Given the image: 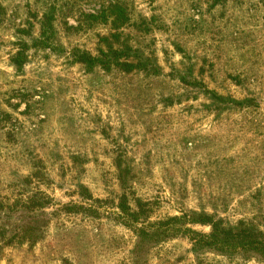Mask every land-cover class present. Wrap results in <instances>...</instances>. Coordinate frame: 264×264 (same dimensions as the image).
<instances>
[{
	"label": "rangeland",
	"instance_id": "obj_1",
	"mask_svg": "<svg viewBox=\"0 0 264 264\" xmlns=\"http://www.w3.org/2000/svg\"><path fill=\"white\" fill-rule=\"evenodd\" d=\"M123 192L264 232V0H0V264H264L141 237Z\"/></svg>",
	"mask_w": 264,
	"mask_h": 264
},
{
	"label": "trees",
	"instance_id": "obj_2",
	"mask_svg": "<svg viewBox=\"0 0 264 264\" xmlns=\"http://www.w3.org/2000/svg\"><path fill=\"white\" fill-rule=\"evenodd\" d=\"M114 10L112 13L116 15V11L119 7L112 6L111 9ZM118 8V9H117ZM113 22L118 21V18H113ZM51 25L48 28H42L41 40L42 45L45 43H50V37L46 35L48 32L52 34ZM114 57H117V52H112ZM74 57L77 62L85 64L88 67H92L95 63H100V61L91 56L90 54L84 52H75ZM13 63L20 68L24 64V60L21 58V53H17ZM127 65V64H123ZM118 169H121V163H118ZM123 170L121 169V175H123ZM125 179L121 177V185L124 187ZM28 202L32 206L37 208H43L44 200H40L38 203L32 201V198H28ZM47 201V200H46ZM135 201V210H132L128 204V198L126 192L122 193L119 203L118 210L119 214L123 216L128 223H138L143 222V228H139V234L141 237H147L148 240L152 242H157L158 240L167 238L168 236L182 235L186 236L197 248L202 249H212L220 253H253L264 258V232L260 230H254L244 225L243 222H239L235 227H225L221 221L215 220L209 215H194L190 216L187 214H182L181 216H169L163 220L150 221L148 216L151 213V208L149 203L142 202L141 200ZM36 203V204H35ZM46 203V202H45ZM0 204V208H1ZM30 207V209L32 208ZM146 223V224H144ZM192 224H200L209 227V232L203 233L196 231L189 227ZM35 228L32 225L25 224L21 233L18 235L19 243H30L33 244L38 237L34 234ZM14 235L16 233H13ZM16 235V236H17ZM14 236H9L6 239L7 243H11Z\"/></svg>",
	"mask_w": 264,
	"mask_h": 264
}]
</instances>
